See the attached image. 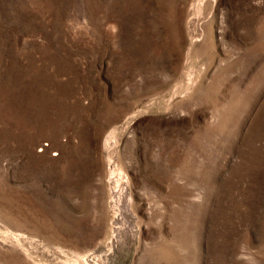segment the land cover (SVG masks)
<instances>
[{"label": "rangeland", "instance_id": "374dc122", "mask_svg": "<svg viewBox=\"0 0 264 264\" xmlns=\"http://www.w3.org/2000/svg\"><path fill=\"white\" fill-rule=\"evenodd\" d=\"M0 264H264V0H0Z\"/></svg>", "mask_w": 264, "mask_h": 264}]
</instances>
